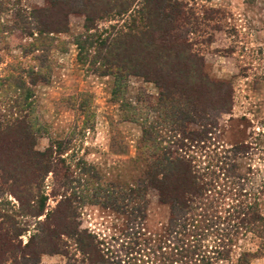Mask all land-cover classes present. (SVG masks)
I'll use <instances>...</instances> for the list:
<instances>
[{
	"label": "rangeland",
	"instance_id": "1",
	"mask_svg": "<svg viewBox=\"0 0 264 264\" xmlns=\"http://www.w3.org/2000/svg\"><path fill=\"white\" fill-rule=\"evenodd\" d=\"M0 1L7 6L0 10V121L26 113L33 134V149L42 152L52 147V156L65 158L73 177H79L86 189L82 196L77 192L75 196L71 187L53 193L48 185L51 173L47 174L41 186V193L48 195L45 212L68 196L74 208L69 221L77 225L78 231L92 235L104 254L100 264H160L159 252L153 248L158 244L169 245L161 249L169 251L172 241L166 236L165 243H159L169 209L159 202L153 187L145 190L146 217L142 224L138 223L141 227L138 238L131 234L138 226L132 230L124 211H114L84 197L97 187L105 189L107 182L126 186L142 179L140 163L134 162L140 145V126L122 117L119 103L113 98V76L92 72L88 63L78 59L74 37L83 30L84 14L69 9L68 31L44 39L37 49L32 47L33 37L21 36L14 17L17 10L29 12L45 8L49 0ZM136 1L141 2L135 0L134 5ZM182 1L193 13L190 25L194 33L190 37L193 48L203 57L205 73L211 79L230 82L233 87L232 110L217 118L218 135L212 140L215 146L219 141L223 148L217 149L214 145L206 148L208 160H214V149L219 156L223 155L222 149L244 141L250 143L247 152L235 156L234 173L240 178L228 171L227 178L220 174L218 179L229 192L225 193V205L220 209L222 219L212 221L210 232H216L220 238L231 233L229 255L214 257L217 238L211 233L203 240L202 250L213 257L210 264H264V0ZM114 23L115 20L107 18L99 21V26L104 28ZM125 82L127 86L117 95L124 103H141L140 91L155 100L157 89L153 83L134 75H129ZM17 95L25 98L18 97L15 101ZM148 118L152 120L154 113L150 112ZM188 125L190 129L198 128ZM6 174L0 170V180L4 179L3 184L0 181V212L9 215L16 225H25L27 230L17 237L13 233L9 238V244L13 243L14 247L0 246V264H16V259L25 252L22 246L34 231L44 227L45 217L44 214L32 216L26 204L23 210L29 215H21V204L6 187L15 180ZM239 191L247 195H239ZM235 204L243 210L250 207L251 219L241 224L236 218L224 220L226 210H230L228 205ZM3 220L6 219L3 217ZM62 240L64 254L40 253L35 259L26 256L22 264H90L74 238L63 235Z\"/></svg>",
	"mask_w": 264,
	"mask_h": 264
},
{
	"label": "trees",
	"instance_id": "2",
	"mask_svg": "<svg viewBox=\"0 0 264 264\" xmlns=\"http://www.w3.org/2000/svg\"><path fill=\"white\" fill-rule=\"evenodd\" d=\"M134 1L49 0V6L45 8L29 12L17 10L14 21L21 36L33 37L32 47L37 48L44 39L68 31L69 9L84 14L83 30L74 37L78 59L81 63H88L92 72L113 76V98L119 103L122 117L138 123L141 128L134 162L140 163L139 174L142 176V179L126 186L107 182L105 189H90L93 192H86L84 197L114 211H124L132 230L138 226L137 231L131 232L138 238L141 234L138 223L142 224L146 217L145 190L148 186L153 187L159 202L169 209L164 235L159 238V243H165L166 236L172 241L169 251H164L169 245L158 244L153 248L159 252L158 263L210 264L213 257L202 250L208 233L217 238L214 257H228L227 247L233 238L229 239L231 233L220 238L216 232H210L212 221L222 219L220 209L225 205V193L229 192L218 179L220 174L227 178L228 171L234 173L235 156L247 152L250 143L244 141L222 149L220 157L214 149V160H208L206 148L210 145L223 148L219 141L215 146L212 140L218 135L217 118L232 110V84L211 79L205 73L203 57L192 46L190 35L194 32L190 23L193 13L187 3L182 0H141L134 5ZM3 9L7 6L0 1V10ZM107 18L116 23L100 27L99 21ZM129 75L153 83L157 89L155 100L140 91L141 103H124L118 96L127 86L125 80ZM18 97L25 98L17 95L15 101ZM20 105L22 107V103ZM150 112L154 113L152 120L148 118ZM188 124L198 128L190 129ZM33 144L26 113L0 121V170L15 180L6 185L10 188L7 190L21 204V215H29L23 210L26 204L32 216L44 214L45 217L44 227L34 231L22 246L23 256L19 259L14 257L16 264H22L27 257L35 259L40 253L64 254L61 248L63 235L75 239L79 251L86 255L90 264H100L104 254L97 248L92 235L84 230L78 231L77 225L69 221L74 208L68 196L45 212L48 195L41 193V186L49 173L51 181L48 185L53 193L71 187L75 196H82L86 189L81 179L73 177L65 158L52 156V147L39 152L33 149ZM84 170L89 173L87 168ZM232 176L240 178L235 173ZM0 181L3 184L4 179ZM235 205H228L230 210H226L224 220L236 218L241 224L251 219L248 216L250 207L243 210ZM3 217L10 222L4 221ZM0 218V246L14 247L13 243L9 244V238L13 233L17 237L27 228L16 225L9 215L2 212ZM225 238L229 241H224ZM144 246L147 247L146 244ZM162 247L165 249L161 250Z\"/></svg>",
	"mask_w": 264,
	"mask_h": 264
}]
</instances>
